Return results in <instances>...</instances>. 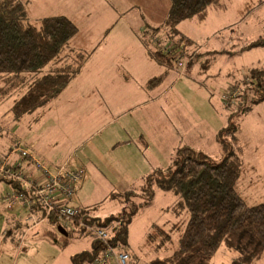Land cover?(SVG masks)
Returning a JSON list of instances; mask_svg holds the SVG:
<instances>
[{
  "label": "rangeland",
  "instance_id": "obj_1",
  "mask_svg": "<svg viewBox=\"0 0 264 264\" xmlns=\"http://www.w3.org/2000/svg\"><path fill=\"white\" fill-rule=\"evenodd\" d=\"M24 1L29 23L36 24L45 16H67L78 27L71 44L83 42L91 48L100 43L97 53L102 47V51L112 54L109 67L111 74L116 76L113 77V89L109 90V98L99 99L100 107H105L101 109L105 116L102 119L96 115L86 118L89 125L86 130H98L93 140L108 160H122L127 155L126 146L112 145L127 138L126 129L143 136L142 149L131 147L129 151V156H136L132 160L139 159L140 155L144 161L151 154L160 162L159 166L164 167L172 158L171 142L185 143L182 136H187L190 145L211 157H220L217 133L227 124L235 105L234 99L231 103L229 99L240 94L242 84L249 83L250 68L264 66V46L244 49L249 42L264 36V0H223L224 9H208L202 20L189 18L181 21L177 28L192 39V43L185 45L184 57L178 58L173 66L161 65L152 58H146L145 63L143 59L147 57L144 44L148 43L152 49L162 45L168 47L167 38L162 41L165 28L160 26L168 10V0ZM188 53L193 60L190 65ZM105 56L101 52V57ZM161 74L162 78L157 82L148 83L150 78ZM21 92L12 91L0 97V123L4 125L0 134V162L4 167L0 171L12 164L22 167L16 168L18 173L24 171L26 176L38 180L46 179V172L58 179L61 168L72 169L67 161L64 162L69 156L71 142L64 138V132L76 131L73 140L77 139V121L73 125H62L64 122L59 123L55 110L39 118L35 117L37 112H32L20 121H14L9 108ZM59 97L37 111L46 107L71 110L84 101L78 97L68 99L66 94ZM66 121H74V118L67 114ZM83 121L85 123L84 117ZM234 121L239 127L237 136L243 148L237 190L248 204L264 202V100L253 104L247 113L237 116ZM44 122L48 123L44 125ZM86 130L78 129L79 137L84 136ZM25 135L30 142L25 140ZM34 135L39 139V146L43 147V154L35 144H30ZM76 169H81L83 176L74 184L69 202L78 196L84 204L91 203L93 214L100 217L121 208L119 201L108 195L117 189L113 187L114 183L118 184L122 179L112 172L93 168V176L78 193L77 188L87 171L83 167ZM122 173L125 177L129 174L120 168L118 174L121 176ZM129 180L135 184L141 182V179ZM14 190L0 181V264H70L69 256L92 247L91 235L80 234L77 229L82 221L72 223L73 219L63 221L76 229L64 246L53 242L46 234L38 235L37 231L28 234V228L22 233L24 242L20 247L17 237L3 238L7 230L15 234L18 224L24 220L36 225L48 219L47 215L31 214L26 206L27 199L18 197V201H6V196L13 194ZM50 196L58 198L56 193ZM188 217L187 209L178 204L176 195L157 189L151 204L139 209L129 226L128 241L133 257L127 255L123 261L118 257L123 250L112 249L114 255H110L112 263L109 264H149L169 258L177 247ZM41 228L47 229L46 226ZM104 229L109 235V229ZM236 255L235 249L222 244L209 264H229ZM103 261L108 262L103 258L96 264ZM253 264H264V254Z\"/></svg>",
  "mask_w": 264,
  "mask_h": 264
},
{
  "label": "trees",
  "instance_id": "obj_2",
  "mask_svg": "<svg viewBox=\"0 0 264 264\" xmlns=\"http://www.w3.org/2000/svg\"><path fill=\"white\" fill-rule=\"evenodd\" d=\"M168 1V10L160 25L165 28L168 47L152 49L148 43L144 45L157 63L173 66L184 57L185 45L192 43V39L178 30V24L189 18L202 20L208 9L221 10L225 4L223 0ZM77 32V25L67 16H45L33 24L27 21L26 1L0 0V97L22 91L9 108L14 121L43 108L80 72L89 51L68 48ZM258 46H264V36L249 42L244 49ZM186 55L189 65L192 64L191 53ZM160 78L162 74L150 78L148 83L153 84ZM247 79L249 83L242 84L240 94L229 99V103L234 99L235 105L227 124L217 133L221 147L219 158L190 144H180L166 166L153 168L142 176L140 183L110 192L108 196L121 204L115 213L100 217L93 214L92 205L76 206L78 214L71 218L73 221L70 219L72 223L81 220L107 228L109 235L105 242L92 239V247L73 254L70 264H96L108 247L133 257L128 241L129 226L139 209L151 204L157 189L176 195L178 204L187 209L189 217L172 255L149 264H209L222 244L237 251L229 264H253L264 254V202L248 204L237 190L243 148L237 136L239 127L234 121L253 104L264 100V66L250 68ZM3 127L0 123V134ZM0 166L4 167L1 163ZM16 168L22 167L9 164L0 171V181L29 195L28 189L14 176L19 172ZM32 212L44 214L37 202ZM47 222L51 228L46 235L57 243L60 238L61 246L76 230L66 227L54 213ZM58 227L65 229L66 236L59 234ZM77 229L80 234H89L83 226ZM104 258L108 262L102 264L112 263L110 258Z\"/></svg>",
  "mask_w": 264,
  "mask_h": 264
},
{
  "label": "crops",
  "instance_id": "obj_3",
  "mask_svg": "<svg viewBox=\"0 0 264 264\" xmlns=\"http://www.w3.org/2000/svg\"><path fill=\"white\" fill-rule=\"evenodd\" d=\"M165 37L162 38L164 40ZM72 40V39H71ZM71 42V41H70ZM69 42V49L72 50H77V49H82V50H87L89 51V56L85 63L83 64L80 72L71 80V82L64 88V90L57 96H63L66 94L68 99H73V98H81V105L80 106H73L71 110L68 108L65 109H53L50 107H46V109H41V111H35L37 112L35 117L41 115L45 116L50 110H55L57 114V119L62 123V125H73L75 121H77V139L73 140V137L76 134V131H71L70 129L64 132V138L69 139L70 142V151L68 152L67 159L64 162H68L69 167L72 169H76L79 167L85 168L87 171V175H85L84 180L80 184V186L77 188V192L80 193V190L85 187V184L87 183V179H90L93 176V173L97 170H101L103 172H112L113 175H116L119 177L118 179H122L118 184L114 183V188L116 189L115 191H121L126 189L129 185L135 184L133 180L130 181V178H134L135 180L139 181V179L142 178V176L146 173H148L150 170H152L155 167H159V161L155 160L154 157L151 154H148L147 156L149 159L147 160H142L140 155H138L137 160H132L131 158H135L136 156L132 155L129 156V151L131 150V147H140L142 149V134H138L133 131H129L126 128L127 131V138L123 140H118L115 143H113V147L117 146H126V156L122 160H108V157L105 153H103L102 150H100L99 147H97L96 142L93 140L94 137L96 136L95 133L98 131L94 132H88L86 128L89 127L88 121L86 118H89L93 115H96L102 119L105 116V113H101V109H104L105 107H100V98H109L110 95H108L109 90L113 89V77H116L115 74H111L110 72V62L113 60V56L111 58V53L102 51L101 49L97 53L98 47H100V43L94 45L93 47H88L86 43L81 42V44L77 43L75 45L71 44ZM162 44H164L162 42ZM105 50V49H104ZM145 50V49H144ZM101 52L104 53L106 56L101 57ZM99 54V55H98ZM145 56L144 61L145 63L146 60L148 61L149 58L151 57L147 54L145 50ZM152 61V60H151ZM151 65V63H148ZM120 96V95H119ZM62 98V97H59ZM44 108V107H43ZM74 109V111H72ZM72 113V114H71ZM68 114L69 117L74 118V121H66V115ZM71 114V115H70ZM88 115V117H86ZM28 116V115H26ZM83 117L85 118V123H83ZM48 122H44L42 124H47ZM54 125V124H51ZM57 125V124H56ZM80 125V126H79ZM104 126V125H102ZM101 126V127H102ZM174 126L175 125H171ZM170 126V127H171ZM78 129H84L86 130L84 133V136L79 137L80 134L78 133ZM89 129V128H88ZM70 135L68 136V134ZM19 135V134H18ZM110 134L109 136H111ZM108 136V137H109ZM116 136V135H114ZM19 137V136H18ZM31 140L25 135V140ZM72 139V140H71ZM107 139V138H106ZM182 139H185V143L189 144L190 141L188 140L187 136H182ZM177 140V139H175ZM103 141V140H102ZM30 142V141H29ZM32 143L30 144H35V146L40 149V153H44L43 147L39 146V139L37 135H34L32 137ZM172 141L171 142V152L173 153L174 149L176 146L183 144L178 142ZM139 144V146H138ZM112 148V147H111ZM137 150V149H136ZM139 153H141L139 151ZM142 154V153H141ZM144 154V152H143ZM95 155V156H94ZM143 156H146L143 155ZM147 157V158H148ZM101 167V168H100ZM93 168H95V171L93 172ZM123 169L124 171L128 172L129 174L125 177L124 174L122 173L121 176L118 174V171ZM92 174V175H91ZM112 178V174L110 175ZM84 200H81L78 196L74 199L71 200L70 204H73L75 206L79 207H84L87 205H91V203L84 204ZM29 209V207H27ZM31 214L35 216H40L32 212V208L29 209ZM44 215V214H43ZM42 216V215H41ZM15 234H13L12 231L7 230L6 235L3 234V238L6 236H13L14 238L17 237L18 239V244L19 247L22 246L21 244L24 242L22 240V235L24 234V231L28 228L29 232L28 234H32V232L37 231L38 235H45L46 231L51 228V226L48 225V222H41L39 224L33 225L32 223H29L28 221L24 220L22 224H18ZM41 226H46V231H44ZM16 227V226H15ZM58 231V230H57ZM40 232V233H39ZM23 233V234H22ZM60 234V233H59ZM62 235V234H61ZM44 237V236H43ZM24 239V238H23ZM22 240V241H21ZM61 243V240L58 239V244ZM72 256V255H71ZM69 256L67 259L70 261ZM69 264V262H68Z\"/></svg>",
  "mask_w": 264,
  "mask_h": 264
},
{
  "label": "built area",
  "instance_id": "obj_4",
  "mask_svg": "<svg viewBox=\"0 0 264 264\" xmlns=\"http://www.w3.org/2000/svg\"><path fill=\"white\" fill-rule=\"evenodd\" d=\"M30 159V156H28ZM1 163V162H0ZM2 165V164H1ZM18 167V165L16 166ZM3 168L0 166V169ZM43 170V169H42ZM25 172L15 173L14 176L17 178L19 182L23 185L24 188L28 189L29 195L23 193V191H19L18 189L14 190L13 194H8L6 196V201L14 202L18 201L17 198L26 200L27 199V207L29 209H33L34 204L36 202L41 206L44 211V215L48 217L54 213L59 220H70L72 217L78 214V208L70 204V196L73 195L74 192V184L81 180L83 176V171L81 169H60L57 173V178L55 179L52 173L46 172L47 178L40 179L32 178L29 175H25ZM51 192V193H50ZM57 194L58 198H53L50 194ZM69 200V201H68ZM22 201V200H21ZM66 227L69 225H65ZM83 226L85 230L91 235L92 239H96L100 242H105L108 238L107 231L98 226L89 225L84 222L80 224ZM113 251L110 247H108L107 251L104 253L103 258L110 257V255H114ZM127 253L121 252L118 254V257H122L124 261L127 258ZM102 258V259H103ZM100 259V260H102Z\"/></svg>",
  "mask_w": 264,
  "mask_h": 264
},
{
  "label": "water",
  "instance_id": "obj_5",
  "mask_svg": "<svg viewBox=\"0 0 264 264\" xmlns=\"http://www.w3.org/2000/svg\"><path fill=\"white\" fill-rule=\"evenodd\" d=\"M57 230H58V232H59L60 234L66 236V232H65V229H64V228H62V227H58Z\"/></svg>",
  "mask_w": 264,
  "mask_h": 264
},
{
  "label": "bare ground",
  "instance_id": "obj_6",
  "mask_svg": "<svg viewBox=\"0 0 264 264\" xmlns=\"http://www.w3.org/2000/svg\"><path fill=\"white\" fill-rule=\"evenodd\" d=\"M24 169V168H23Z\"/></svg>",
  "mask_w": 264,
  "mask_h": 264
}]
</instances>
